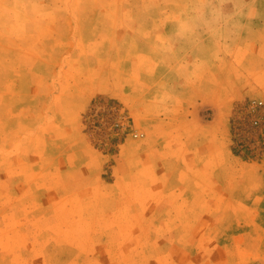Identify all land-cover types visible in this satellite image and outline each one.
Returning a JSON list of instances; mask_svg holds the SVG:
<instances>
[{"label": "rangeland", "instance_id": "1", "mask_svg": "<svg viewBox=\"0 0 264 264\" xmlns=\"http://www.w3.org/2000/svg\"><path fill=\"white\" fill-rule=\"evenodd\" d=\"M0 264H264V0H0Z\"/></svg>", "mask_w": 264, "mask_h": 264}, {"label": "crops", "instance_id": "2", "mask_svg": "<svg viewBox=\"0 0 264 264\" xmlns=\"http://www.w3.org/2000/svg\"><path fill=\"white\" fill-rule=\"evenodd\" d=\"M212 46H213V47L215 46V42L213 43ZM220 61H222V60H221V57H220V54H219L218 52H217L216 54L214 53V55H212V58H211V67H212V68L210 67V63H209L208 66H206V67H205V65H204V68H205L207 71H209L210 69H213L214 66H220ZM204 78L209 79L208 81L211 82L210 85H215L216 82H217V79H215V78H213V77H210V76H206V77H204ZM204 78H202V79L199 80V81H200V82L203 81ZM208 97H210V96H208Z\"/></svg>", "mask_w": 264, "mask_h": 264}, {"label": "built area", "instance_id": "3", "mask_svg": "<svg viewBox=\"0 0 264 264\" xmlns=\"http://www.w3.org/2000/svg\"><path fill=\"white\" fill-rule=\"evenodd\" d=\"M139 134L138 133H136V136H138Z\"/></svg>", "mask_w": 264, "mask_h": 264}]
</instances>
